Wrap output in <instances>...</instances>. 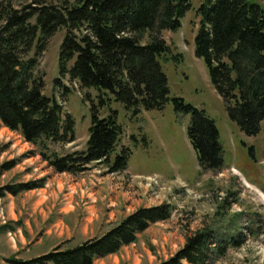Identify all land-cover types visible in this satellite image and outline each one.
Masks as SVG:
<instances>
[{
    "label": "trees",
    "instance_id": "obj_1",
    "mask_svg": "<svg viewBox=\"0 0 264 264\" xmlns=\"http://www.w3.org/2000/svg\"><path fill=\"white\" fill-rule=\"evenodd\" d=\"M194 0H31L22 9L0 1V121L25 142L39 147L38 155L57 173L79 174L92 164L109 173L128 168L131 147L121 146L124 127L118 112L109 109L112 96L133 116L141 111H163L172 102L177 112L191 116L187 135L203 172L223 169V152L216 123L204 111L181 98H171L168 78L160 63L169 46L164 31H177ZM195 56L206 64L211 83L226 104L229 119L249 137L264 121V6L256 0H201ZM65 31L59 55L62 77L69 76L81 90L99 91L91 102V127L85 151L49 153L46 143L68 145L75 140V122L63 105L43 94L44 79L37 75L39 57L49 40ZM144 39L148 42L144 43ZM37 41L34 56H30ZM57 84L60 83L58 79ZM69 92L66 89L67 96ZM18 161L5 163L0 174ZM45 180L0 189L17 196L42 188ZM163 204L141 208L99 238L73 248L58 246L30 260L7 259L9 264H93L135 243L150 226L172 217ZM234 238L219 239L209 229L187 238L185 246L161 264H216Z\"/></svg>",
    "mask_w": 264,
    "mask_h": 264
},
{
    "label": "rangeland",
    "instance_id": "obj_2",
    "mask_svg": "<svg viewBox=\"0 0 264 264\" xmlns=\"http://www.w3.org/2000/svg\"><path fill=\"white\" fill-rule=\"evenodd\" d=\"M0 1H11L17 9L31 3V0ZM257 1L264 6V0ZM200 3L201 0L193 1L194 8L182 19L179 30L162 33L169 51L160 58V63L168 78L170 97L183 99L216 123L223 169L217 173L201 170L187 135L191 116L177 112L172 102L163 111H141L133 116L112 96H104L110 100L101 109L102 116H107L109 109L118 112V121L124 127L120 145L132 150L128 170L145 174H112V182L118 183L126 196L133 194L138 200L134 203L130 200L124 214L129 217L141 208L163 204H170L173 214L169 220L150 226L133 246L97 264H161L174 257L188 237L206 229L214 231L219 239L234 238L241 243L230 246L216 264H264V121L259 133L249 137L229 119L226 104L211 83L206 64L195 56V38L200 24L196 11ZM64 36L65 31H59L49 40L36 70L44 79L43 94L60 101L64 113L71 115L75 122L76 140L70 146L46 143L49 153L58 155L86 150L91 127L90 100L98 105L100 94L95 88L81 90L69 76H61L59 55ZM146 42L148 39H144ZM36 46L37 41L32 57ZM66 89L69 92L63 98ZM86 95H90V100ZM38 153L39 147L25 142L20 133L5 128L0 121V170L5 163L18 161L13 169L0 174V189L41 179L46 183L47 178L36 179L32 175L38 164L33 158L39 156L43 161ZM96 166L109 174L105 166L96 163L85 172ZM8 195L13 196L6 193L0 198V264H9L7 259L24 260L33 255L38 247L36 242L43 234L38 229L33 234L26 231L24 221L32 204L24 198L17 202L22 217L8 218ZM24 200L27 203L22 208ZM79 214L84 215V211L76 210L75 216ZM118 224L114 220L107 231ZM46 227L43 225L42 229ZM61 244L73 248L67 241Z\"/></svg>",
    "mask_w": 264,
    "mask_h": 264
},
{
    "label": "crops",
    "instance_id": "obj_3",
    "mask_svg": "<svg viewBox=\"0 0 264 264\" xmlns=\"http://www.w3.org/2000/svg\"><path fill=\"white\" fill-rule=\"evenodd\" d=\"M33 159L38 164L32 175L36 179L47 178L44 187L25 192L24 195L20 194L16 197L8 195L9 204L6 209L8 218L18 220L22 217L21 206L17 203L19 198L30 201L32 207L25 218L24 227L29 234L35 233L37 229L40 232L43 231L42 237L36 242L38 247H36L34 254L24 258V260L45 255L63 245L61 243L65 241L76 247L87 241L88 237L95 239L103 236L109 231L107 229L110 228L114 220L121 223L128 217L129 214L124 213L125 209L129 208V201L132 200V203L138 201L134 198L135 195L126 196L123 190L119 188V184L112 182V174L129 173L128 168L123 172L108 174L96 166L91 167L88 172L73 175L57 173L48 166L47 162L41 161L39 156H35ZM130 173L133 176L145 175L134 171ZM25 200L22 201V208L26 206L27 201ZM79 209L84 211V215L75 216V211ZM16 212H20L19 215ZM38 220L40 221L39 224ZM43 225H47V227L42 229ZM63 247L69 248L65 245ZM108 257L97 259L93 264H97Z\"/></svg>",
    "mask_w": 264,
    "mask_h": 264
}]
</instances>
